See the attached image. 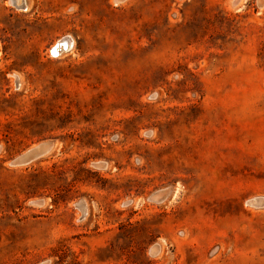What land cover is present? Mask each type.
I'll use <instances>...</instances> for the list:
<instances>
[{"label": "rangeland", "instance_id": "rangeland-1", "mask_svg": "<svg viewBox=\"0 0 264 264\" xmlns=\"http://www.w3.org/2000/svg\"><path fill=\"white\" fill-rule=\"evenodd\" d=\"M25 2L0 0V264H264V5Z\"/></svg>", "mask_w": 264, "mask_h": 264}, {"label": "water", "instance_id": "water-1", "mask_svg": "<svg viewBox=\"0 0 264 264\" xmlns=\"http://www.w3.org/2000/svg\"><path fill=\"white\" fill-rule=\"evenodd\" d=\"M9 1L16 9L25 10L26 2L24 0L21 2L20 5L16 4L17 0H9ZM120 1H123V0H120ZM261 5H264V0H258L257 6L260 7ZM64 44H65V42L63 43V45ZM65 48L66 47H64L62 50L65 51ZM52 148H53L52 142H50V141L41 142V143L37 144L35 147L28 149L23 154L19 155L15 159H13L9 163V165L12 167L26 165V164L30 163L31 161L42 157L43 155L48 153ZM94 166L100 167V168L103 167V165H101V164H96ZM170 194H171V190L169 188H165V189L159 190V191L155 192L154 194H152L148 200L153 201V202H160L162 199H164L166 196H168ZM35 204H40V202L35 203ZM79 206L82 207V210H83L82 211V217H83L84 216L83 202H79ZM153 247L155 250H158L157 246H153Z\"/></svg>", "mask_w": 264, "mask_h": 264}, {"label": "bare ground", "instance_id": "bare-ground-1", "mask_svg": "<svg viewBox=\"0 0 264 264\" xmlns=\"http://www.w3.org/2000/svg\"><path fill=\"white\" fill-rule=\"evenodd\" d=\"M63 40V39H62ZM61 41V40H60ZM69 43H70V41L69 40H65V46L63 45L62 47H60V46H55L54 48H52V53H53V55L55 56L56 54H55V51L56 50H58V51H62V49L64 48V47H66L65 48V50H67V49H69V47H70V45H69ZM71 44V43H70ZM58 45V44H57ZM51 53V54H52ZM152 250H153V252H154V247L152 248ZM154 254V253H153Z\"/></svg>", "mask_w": 264, "mask_h": 264}, {"label": "flooded vegetation", "instance_id": "flooded-vegetation-1", "mask_svg": "<svg viewBox=\"0 0 264 264\" xmlns=\"http://www.w3.org/2000/svg\"><path fill=\"white\" fill-rule=\"evenodd\" d=\"M23 0H17L16 2L18 3V4H21V2H22ZM24 1H26V0H24ZM71 43V42H70ZM70 43H69V45H70ZM70 48V47H69ZM68 50V49H67ZM59 52H61V51H58V50H56L55 51V56H58V54H59Z\"/></svg>", "mask_w": 264, "mask_h": 264}]
</instances>
